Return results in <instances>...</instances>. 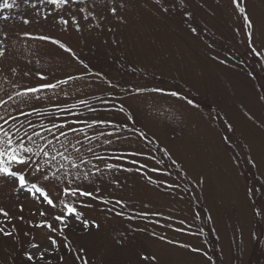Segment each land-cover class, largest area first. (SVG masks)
Returning a JSON list of instances; mask_svg holds the SVG:
<instances>
[{
  "label": "rangeland",
  "instance_id": "374dc122",
  "mask_svg": "<svg viewBox=\"0 0 264 264\" xmlns=\"http://www.w3.org/2000/svg\"><path fill=\"white\" fill-rule=\"evenodd\" d=\"M7 2L0 264H264V0Z\"/></svg>",
  "mask_w": 264,
  "mask_h": 264
},
{
  "label": "snow or ice",
  "instance_id": "6c2138e0",
  "mask_svg": "<svg viewBox=\"0 0 264 264\" xmlns=\"http://www.w3.org/2000/svg\"><path fill=\"white\" fill-rule=\"evenodd\" d=\"M68 2H69V0H49V3L55 4L58 6H63L65 4H67ZM233 3L236 4V7L241 12L245 11V9L243 7H241V5H240V0H233ZM3 7L11 8L12 4L8 3L7 0H5ZM115 11H116V9L112 8V12H115ZM244 19L248 22L249 28H251L252 23L250 20H248V17L245 16ZM24 22L28 23V21H24ZM62 23L67 24L68 21L62 20ZM249 35H251V33H249ZM39 39L47 40V39H50V37L41 36V37H39ZM53 43H59V41H53ZM60 47L64 48L65 46L63 44H60ZM66 50L71 51V49H66ZM2 54L3 53H0V55H2ZM68 79H73V77H69ZM67 82H68V80L58 81L56 84H52V83L42 84L38 87L29 88L27 90V92L23 93L22 95H27L28 93H38V92L42 91L43 89H55L58 86V84L67 83ZM172 95H176V93H172ZM36 98L39 99V97H36ZM81 103H85V102L81 101ZM72 107H75V105H73ZM63 110H66V109H62V111ZM0 119H2V117H0ZM4 123H8V121L5 120ZM73 123H77V122H73ZM84 123H86V122H84ZM32 127H34V126H32ZM66 127H67L66 124H60V125L53 124L52 128L46 129V130L51 132L53 129H56L59 131V135L65 137V138H67L69 132L75 133V132L83 131V129H77V128H68L67 131H64L63 129ZM89 127H91V125H89ZM17 131H19V130L17 129ZM0 135H2V137H3V139L0 140V174L5 175V176H10V177H16L18 175V172L10 169V167L8 166V163L5 161V157L7 158V161H9V162L16 163V164L21 165V166H27L30 158L25 157L23 155H20L19 153H20V151H23L24 153H32V148H26L23 146V144H20L17 147H9L12 145L13 141H12V138H11L9 132L7 130H5L2 125H0ZM32 135L39 136L40 133L34 131L32 133ZM29 139H31V136H29ZM49 143H51V141H49ZM73 147H75V146H73ZM41 151H43V149H41ZM77 151H79V149H77ZM57 154L62 156L64 159H67V157H65L63 155V153H57ZM44 155L48 156V153L44 152ZM51 159L54 160L55 156H53ZM108 167H112V166L109 165ZM35 170L38 171L39 167L37 166V168ZM19 181H20L21 187H23L25 184V176L20 175ZM32 188H35L37 192H41L43 194L42 189L36 188L35 185H33ZM31 190L32 189H29V191H31ZM73 194H75V193H73ZM84 195H90V193H84ZM45 198L47 199L46 194H45ZM48 203L51 204L52 201L48 200ZM69 211L70 212L74 211V209H69ZM0 231H3V229H0ZM5 234L10 235V233H5ZM31 259H32V257L29 256V260H31Z\"/></svg>",
  "mask_w": 264,
  "mask_h": 264
}]
</instances>
